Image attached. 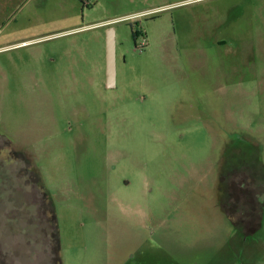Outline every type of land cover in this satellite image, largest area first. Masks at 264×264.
I'll return each instance as SVG.
<instances>
[{
    "label": "rangeland",
    "instance_id": "1",
    "mask_svg": "<svg viewBox=\"0 0 264 264\" xmlns=\"http://www.w3.org/2000/svg\"><path fill=\"white\" fill-rule=\"evenodd\" d=\"M254 194L264 0H0V264H264Z\"/></svg>",
    "mask_w": 264,
    "mask_h": 264
},
{
    "label": "trees",
    "instance_id": "2",
    "mask_svg": "<svg viewBox=\"0 0 264 264\" xmlns=\"http://www.w3.org/2000/svg\"><path fill=\"white\" fill-rule=\"evenodd\" d=\"M137 35L138 33L133 30L134 39L137 38ZM43 190L44 189L42 188L40 192H42V195H43L42 200L45 203V210L47 212H50V214H52V220H51L52 226L50 225L51 226L50 232L52 236L50 240L54 241L53 244L56 245V250H57V253L59 254L60 242H59V234L57 231V219H56L53 205L49 201L47 193L45 192V190L44 191ZM244 206H246L245 207L246 209L242 208L243 210H241L240 212L241 216H239L237 219H234V218L233 219L236 220L234 221L235 225H237L240 229L244 230V234L247 236V235L255 233L257 230L261 228L262 211L264 209V203L261 200L259 194L257 195L254 194L251 197V201ZM246 213H250L252 216L248 218L245 216ZM48 235L50 236L49 233Z\"/></svg>",
    "mask_w": 264,
    "mask_h": 264
},
{
    "label": "water",
    "instance_id": "3",
    "mask_svg": "<svg viewBox=\"0 0 264 264\" xmlns=\"http://www.w3.org/2000/svg\"><path fill=\"white\" fill-rule=\"evenodd\" d=\"M116 54V32L113 27H110L106 36V76L108 88L116 86Z\"/></svg>",
    "mask_w": 264,
    "mask_h": 264
},
{
    "label": "flooded vegetation",
    "instance_id": "4",
    "mask_svg": "<svg viewBox=\"0 0 264 264\" xmlns=\"http://www.w3.org/2000/svg\"><path fill=\"white\" fill-rule=\"evenodd\" d=\"M23 157H24V155H23ZM24 161H26V163H30V161L27 158V156L24 157ZM222 180H223V177H222V179H221L220 182H223L222 186H224L225 185V181H222ZM252 182H253V180H252ZM234 184H235V182H234ZM245 186H248V185L247 184H244V181L241 180L240 181V187H245ZM38 206H39V210H42V211H38L39 217L41 216V219H42L43 222L46 221V222H48L52 226V221H51L52 220V214H50V212H47L45 210V203H44V201L42 199H40ZM245 216L248 217V218H250L252 215L250 213H246ZM46 233L48 234V232H46ZM57 261H58L57 262L58 264H61L60 258Z\"/></svg>",
    "mask_w": 264,
    "mask_h": 264
},
{
    "label": "built area",
    "instance_id": "5",
    "mask_svg": "<svg viewBox=\"0 0 264 264\" xmlns=\"http://www.w3.org/2000/svg\"><path fill=\"white\" fill-rule=\"evenodd\" d=\"M144 41H145V40H144ZM142 45H144V43H143ZM143 47H144V46H143ZM143 47H142V48H143ZM142 48H141V49H142Z\"/></svg>",
    "mask_w": 264,
    "mask_h": 264
}]
</instances>
